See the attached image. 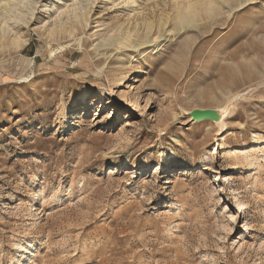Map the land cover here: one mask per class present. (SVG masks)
Returning a JSON list of instances; mask_svg holds the SVG:
<instances>
[{
  "label": "rangeland",
  "instance_id": "374dc122",
  "mask_svg": "<svg viewBox=\"0 0 264 264\" xmlns=\"http://www.w3.org/2000/svg\"><path fill=\"white\" fill-rule=\"evenodd\" d=\"M202 1L96 0L49 35L42 0L0 48V264H264V0L175 25ZM138 10L155 41L95 46Z\"/></svg>",
  "mask_w": 264,
  "mask_h": 264
},
{
  "label": "bare ground",
  "instance_id": "6f19581e",
  "mask_svg": "<svg viewBox=\"0 0 264 264\" xmlns=\"http://www.w3.org/2000/svg\"><path fill=\"white\" fill-rule=\"evenodd\" d=\"M41 1L42 0H0V48L7 47L9 45H13L15 48H18L22 43H24L22 42L24 40L21 39L20 31L31 21L37 6ZM50 1L52 3L51 5H47L46 2L42 4V11L45 10L46 12H51L54 10L53 13H56L53 18V27L51 32L48 33L49 35L53 34V32L58 28L60 31L72 33V29L75 25H77V23L83 26L82 21L83 23L84 21L87 23L88 14L93 8L96 0H74V2L70 5V8L68 6L64 8L63 5H58L57 0ZM222 1L224 2L225 0ZM120 2L124 4L125 8H130L135 0H112V3L115 4ZM217 7L218 6L215 0H203L201 3L188 2L183 5L181 4L177 6L175 25L179 28L185 26L189 27V25L193 24L199 9L204 10L212 16ZM135 14H137V19H140L141 22H133L135 25H142V30L136 27L132 30L128 27L124 29L122 25H119L116 30L111 33V36H108V38L103 37L95 46L97 48L104 47L106 49L108 47H112L114 51L124 48H134V50H137L155 41L157 37L151 38V35L153 36L154 34H150L154 20L149 19V17L152 16H144L142 11L140 12L139 10ZM63 15L66 16L65 20ZM129 15H132V13ZM162 20H165V18L159 19L157 27L158 30H161L160 26L162 25ZM153 29L155 30L154 27ZM170 31H172V29ZM101 99L102 94L101 92H98L94 97V101L96 102ZM108 102L111 103L110 100H108ZM128 125H130V123L129 121H126L125 126Z\"/></svg>",
  "mask_w": 264,
  "mask_h": 264
},
{
  "label": "water",
  "instance_id": "95a60500",
  "mask_svg": "<svg viewBox=\"0 0 264 264\" xmlns=\"http://www.w3.org/2000/svg\"><path fill=\"white\" fill-rule=\"evenodd\" d=\"M219 108H194L188 111L191 121L211 120L219 121L221 112Z\"/></svg>",
  "mask_w": 264,
  "mask_h": 264
}]
</instances>
